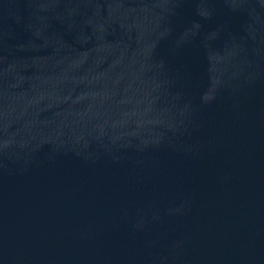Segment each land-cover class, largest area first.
<instances>
[{"label":"water","instance_id":"95a60500","mask_svg":"<svg viewBox=\"0 0 264 264\" xmlns=\"http://www.w3.org/2000/svg\"><path fill=\"white\" fill-rule=\"evenodd\" d=\"M0 264H264V0H0Z\"/></svg>","mask_w":264,"mask_h":264}]
</instances>
